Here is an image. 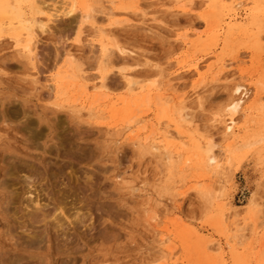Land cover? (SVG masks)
<instances>
[{
  "label": "rangeland",
  "instance_id": "obj_1",
  "mask_svg": "<svg viewBox=\"0 0 264 264\" xmlns=\"http://www.w3.org/2000/svg\"><path fill=\"white\" fill-rule=\"evenodd\" d=\"M78 1L0 0V264H264V0ZM166 130L172 159L144 144Z\"/></svg>",
  "mask_w": 264,
  "mask_h": 264
},
{
  "label": "bare ground",
  "instance_id": "obj_2",
  "mask_svg": "<svg viewBox=\"0 0 264 264\" xmlns=\"http://www.w3.org/2000/svg\"><path fill=\"white\" fill-rule=\"evenodd\" d=\"M18 3H20L21 1H23V0H16ZM26 1H31V0H26ZM37 1V0H36ZM66 1V3H67V5H68V9L65 11V15H68V16H70V15H72V14H76V12H78V11H75V9L78 7V4H80L79 2L80 1H78V0H65ZM13 2V1H12ZM6 3H8V0H6ZM82 7V9H83V18L86 20V19H88V20H92V15L93 14H91V10H93L89 5H87V3H82V4H80ZM239 6H240V3L239 2H235V4H233L232 5V9H233V12H231V13H228V15H229V17H231L232 19H236V16H237V9L239 8ZM16 7V6H15ZM5 9V8H4ZM78 10V9H77ZM82 11V10H81ZM4 12H5V10H4ZM37 12H38V10H37ZM15 14H14V18H21V13L19 12V9L18 8H16V10H15V12H14ZM54 13L53 14H48L47 15V18H48V20H51L52 21V19L54 18ZM33 17V16H32ZM32 17H30L31 18V20H32ZM42 17V16H41ZM53 17V18H52ZM40 18V17H39ZM82 18V19H83ZM36 20H38V18L37 19H34V17H33V23H31L30 24V22H29V20H27V19H20L19 21H20V23H21V25H22V29L24 30V34H26V43H25V45H24V47L29 51V52H31L33 49H35V45L36 44H34V42L33 41H35L34 40V33L36 32V31H34L35 30V28H38L39 27V31H41V33L42 32H46L47 31V28H46V25H45V23H42L41 22V20L39 21H36ZM54 20V19H53ZM37 27H36V26ZM33 26H35L34 28H33ZM105 30V29H104ZM102 28L100 29V27H99V29H98V33H99V35H101V36H105V35H107L106 33L107 32H105ZM111 30V29H110ZM107 31V30H106ZM108 33H110V31H108ZM112 33V32H111ZM18 35H21V33L19 32V34ZM112 35V34H111ZM109 40V39H108ZM114 47H115V49H116V51H118L120 54H123L124 52H126L127 51V49H122V48H120L117 44H115L114 43ZM104 49V48H103ZM109 50H110V48H109ZM109 52V51H108ZM130 52V51H129ZM131 53V52H130ZM32 55V54H31ZM108 55V53L106 54V55H104V56H107ZM27 56V55H26ZM33 56V55H32ZM28 57H30V56H28ZM123 57V56H122ZM30 58H32V57H30ZM72 58V57H71ZM71 58L70 59H67V60H65L66 61V65H65V68L64 69H62V70H59L57 73H56V78L57 79H59V80H62V79H65V80H67V81H69V80H72V78H74V73H72V62L73 61H71ZM108 58V57H107ZM108 60V59H107ZM103 61V60H102ZM103 62H105V61H103ZM112 63V61H111V59H109L108 61H106V64H108V63ZM109 63V64H110ZM105 63H104V65L103 66H101V68H100V72H101V78H102V80H101V84H100V86L101 87H104L105 85H104V79L108 76H106V70H105V65H106ZM193 67H194V69H196V70H198V67H199V64H198V62H195L194 63V65H193ZM76 68V67H75ZM74 74V75H73ZM82 75V74H81ZM85 76V75H84ZM79 77H81V76H79ZM85 78H87V76H85ZM58 81V80H57ZM66 81V82H67ZM77 81V80H76ZM65 82V83H66ZM69 84H72V81L69 83ZM104 85V86H103ZM150 85V84H149ZM126 86H127V89L128 90H130V91H132V90H134V88H136V85H135V81H133L131 78H130V75H127V79H126ZM150 87V86H149ZM153 87H155V86H153ZM243 87L241 86V85H236L235 86V88H234V91H235V93H240V92H244V91H242L243 89H242ZM152 89V87L150 88V90ZM141 90V89H140ZM62 91V90H61ZM88 91H89V89H88V86L86 85V84H82V86H81V92H82V94L83 95H87L88 94ZM148 91V90H147ZM63 92V91H62ZM101 95H103V92L101 93ZM157 95V94H156ZM155 95V96H156ZM159 95H157L156 96V98L158 97ZM102 97H98V98H94L92 101H91V105L93 106V108H96V105H98V101H99V99H101ZM155 98V99H156ZM160 97H158L156 100L159 102V99ZM185 98V96L182 98V99H184ZM122 100H124V99H122ZM157 101H156V103H157ZM161 101H163L162 99H161ZM186 101V100H185ZM142 102L146 105V106H150L149 104H150V98H149V95L147 94V93H145V96H144V99L142 100ZM183 102L184 101H182L181 102V104H183ZM129 103V102H128ZM163 103H164V101H163ZM158 104V103H157ZM160 104V103H159ZM185 104V103H184ZM238 104H239V102L238 101H235V100H231V99H228V101H227V106H226V109L229 111V113H228V116L225 118V119H223V122H224V128H225V134L226 135H228V136H230V135H233L234 133H235V128H234V124H235V120H234V114L236 113V111H237V107H238ZM91 110V109H90ZM148 110V109H147ZM100 111V109H97L96 110V112L98 113ZM136 111H137V109H136ZM137 113V112H136ZM166 115V114H165ZM135 118V117H134ZM139 119V118H138ZM134 121H132L133 122V124L135 123V122H137V119L135 120V119H133ZM178 120H179V122H180V125H179V127H181L182 125H183V123L184 122H186L187 120H186V115H185V112H184V106L182 105V106H180V108H179V110H178ZM126 127L127 128H130L131 127V125H126ZM237 131V130H236ZM155 131H152V133L149 135V136H146L145 137V139H144V144H149V149L151 148V150L153 149V150H155L156 151V149L157 148H160V147H163L165 150H166V153H167V155H168V158H170V159H172L173 157V150L172 149H170V147L172 146V144H173V139H175V137L177 136V134H174V133H172V132H170V131H168V130H166L165 132H163L162 134H161V137H162V139L161 140H158V141H156V138L154 137L155 136ZM150 138H152V140L150 141ZM237 139V138H236ZM197 147H199L200 148V150H201V160H202V162L204 163V164H206V165H208V166H210V165H217V161H216V158H215V155H214V153H213V148H214V144L212 143V142H207L206 143V145L205 146H202V144H201V142L198 140L197 141ZM163 149V150H164ZM158 150V149H157ZM177 154H179V151H177L176 152ZM175 155V154H174ZM200 157V156H199ZM187 162V161H186ZM248 207H249V213H250V216L252 217L253 216V211H254V208H255V205H256V203H255V195H253V193L249 196V198H248ZM254 214H256V213H254ZM228 218V216L225 214V216L224 217H222L221 219L223 220V221H225L226 219ZM233 237H235L234 235H233ZM236 239V238H235Z\"/></svg>",
  "mask_w": 264,
  "mask_h": 264
}]
</instances>
